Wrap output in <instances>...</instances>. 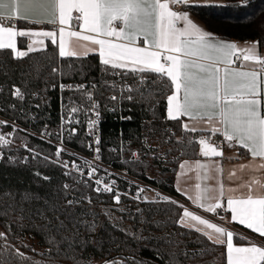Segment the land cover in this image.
Listing matches in <instances>:
<instances>
[{"label": "snow or ice", "instance_id": "1", "mask_svg": "<svg viewBox=\"0 0 264 264\" xmlns=\"http://www.w3.org/2000/svg\"><path fill=\"white\" fill-rule=\"evenodd\" d=\"M179 5L212 6L193 5L192 0H0V10H9L8 15L0 11V50H11L15 58H22L31 52L44 50L45 40H50L52 45L58 47L60 58L97 54L102 72L136 78L138 87H128V92H140L147 83L154 86V89L147 90V97H151L154 91L161 94L170 92L166 95V118L181 121L182 117H187L191 122L181 123L185 135L178 139V143H184L187 138L188 146L198 144L199 155L205 158L223 157L221 143H226L229 148L239 146L247 151L251 159L238 167L258 174L227 189L219 181L218 186L203 189L200 183H196L198 191L193 203L206 212L215 213L224 206L221 199L226 198L231 222H238L264 237V57L257 51L259 42L239 48L236 43L220 40L199 27L188 11L175 10V6ZM20 20L34 25L48 24L53 28L19 29L15 22ZM18 37L31 39L26 51L17 49ZM238 53L242 54V60ZM237 61L241 63L239 67H234ZM250 61L258 67L245 70L246 62ZM77 90L82 91L89 102L87 110L99 108V104L92 99V93L83 91V85L78 86ZM15 95L22 97L19 89H16ZM141 95L144 93L141 92ZM110 99L116 100L117 97L113 95ZM127 99L132 100L133 97L129 95ZM78 110L71 108L72 113ZM99 114V111H95L97 117ZM5 123L0 121V124ZM96 124V120L89 122L90 128H95ZM197 132L202 134L198 139L188 136V133ZM217 136H222L223 141L215 142L213 138ZM10 143L4 135H0V145ZM95 143L99 144L98 137ZM62 151V147L58 148L55 155L59 157ZM99 151L97 147L95 152ZM133 156H137V153H133ZM85 163L90 165L89 161ZM63 166L67 167V162ZM186 166L193 167L189 161H184L180 164L181 170ZM74 167L79 170L78 165ZM194 170L198 180H217L216 174L223 171L219 161L204 163L201 160L194 162ZM95 171V168H91L87 173L89 178ZM235 175V170H232L228 179ZM101 182L100 179L95 181L96 184ZM64 187L69 186L65 184ZM241 189L247 191L242 192ZM103 191L111 192L112 187L104 184ZM237 192L240 194L236 195ZM204 193H213L207 196L212 202L201 203L205 198ZM114 199L119 203L120 196L116 195ZM161 199L169 201L168 197ZM170 202L178 204L175 200ZM68 203L72 204L73 201ZM179 207L183 209L181 224L195 227L197 232L214 244H226L227 264H264V246L255 243L237 246L233 242L232 231L202 218L182 204ZM190 222H196L203 228ZM0 238L6 239L5 234L0 233ZM240 239L248 238L241 236ZM49 243L56 242L53 239ZM17 255L23 257V253ZM131 259L134 258H125ZM0 264L3 262L0 261ZM76 264L81 262L76 261ZM104 264L123 262L113 259L106 260Z\"/></svg>", "mask_w": 264, "mask_h": 264}, {"label": "trees", "instance_id": "2", "mask_svg": "<svg viewBox=\"0 0 264 264\" xmlns=\"http://www.w3.org/2000/svg\"><path fill=\"white\" fill-rule=\"evenodd\" d=\"M223 1L221 5L184 6L183 9L216 38L259 42L262 53L264 0ZM16 26L19 29L40 27L25 22H17ZM26 48L27 40L19 37L18 49ZM101 69L98 55L60 58L58 47L51 43L45 50L31 52L22 58H15L11 50H0V86L6 90L0 98L6 105L10 99L7 92L15 86L30 96L36 94L37 101L43 105L38 111L40 119L55 122L59 102L57 91L53 90L55 85L60 81L98 82L104 107L102 130L107 146L119 145L122 141L125 149L122 166L167 194L183 198L175 188L176 174L183 161L200 159V146H188L187 138L184 143L177 142L185 133L181 129L182 121L166 118V95L170 92L154 91L147 97V90L154 89L151 83L140 92H130L133 99L123 104L125 118L128 115L130 118L121 120L119 112L108 111L116 105L110 99L112 85L129 81L132 88H137L138 80L131 75L106 74ZM188 136L196 135L188 133ZM146 140L160 143L163 159L151 156V149L145 148ZM135 152L139 154L138 159L129 160ZM36 171L50 179H42ZM93 201L96 205L113 204L110 199L99 196H93ZM136 204L141 206L138 234L117 224H108L103 228V236L91 244L81 235L91 205H68L61 170L53 162L43 159L29 164L0 162V233L6 237L0 238V261L3 264H76V261L104 264L106 260L119 259L123 264H227L225 245L214 244L202 233L180 225L182 208L178 204L165 200ZM251 235L253 240L259 238L254 233ZM240 237H234L236 245L252 242ZM53 239L56 243H49ZM262 239L264 241V237ZM17 253H23V257ZM127 257L134 259L125 260Z\"/></svg>", "mask_w": 264, "mask_h": 264}, {"label": "built area", "instance_id": "3", "mask_svg": "<svg viewBox=\"0 0 264 264\" xmlns=\"http://www.w3.org/2000/svg\"><path fill=\"white\" fill-rule=\"evenodd\" d=\"M181 6V5H179ZM17 23V22H15ZM240 55V54H238ZM83 85L84 90L92 93L93 101L99 104V116L95 115V111L87 110L89 102L83 96L82 91L77 90L78 86ZM92 85H96L95 88ZM110 97L115 95L116 100L111 101L116 103L115 106L108 108V111L118 114L121 120L130 118L128 115L125 118L124 103L129 101L127 96L128 87H131L129 81L124 83H114ZM63 86V87H62ZM71 86V87H68ZM16 89L22 93V97L15 95ZM58 95L57 119L55 122H43L38 111L42 106L37 101V95H29L21 88L15 86L10 92V99L6 105L3 104L0 98V121L6 122L0 124V135H4L11 143L7 146L0 145V162H20L29 164L30 162L43 159L53 162L57 169L61 170V178L63 187L68 201H73L68 205H96L93 201V196H99L110 199L113 204L117 205H133L147 201H156L159 199H148L151 191L161 197L171 198L173 196L151 185L150 183L134 176L131 171L122 166L125 157L124 143L121 141L119 145H109L105 143L102 130L103 120V102L100 93V85L96 81H60L53 87ZM6 90L0 86V95L5 94ZM76 107L79 110L76 113L71 112V108ZM130 111V108H127ZM71 120L69 123L68 120ZM96 120L95 128H90L89 122ZM78 121V122H77ZM74 130V131H73ZM11 133V135H8ZM99 138V144L95 141ZM199 135L194 138H199ZM215 142H222L220 136L214 137ZM221 143L220 146H223ZM62 147L64 151L57 157L55 155L58 148ZM99 148V153L95 152ZM137 153V152H135ZM113 155V157H109ZM97 156L99 157L97 159ZM47 157V159H45ZM137 156L131 155V161L137 160ZM85 161H89L86 164ZM67 162V167L64 163ZM74 165L79 166L77 170ZM95 168L96 171L91 178L87 173ZM39 173V175H37ZM69 173V174H66ZM35 174L44 179V174L36 171ZM48 179H44L48 181ZM100 179L102 182L96 184L95 181ZM114 182V183H113ZM104 184H109L112 187L111 192L103 191ZM96 189H101L97 191ZM143 189L144 191H140ZM148 193V194H147ZM116 195L120 196V201L117 203L114 199ZM89 200L91 203H89ZM221 217L227 216L225 206L218 209ZM226 226V221L223 220Z\"/></svg>", "mask_w": 264, "mask_h": 264}, {"label": "crops", "instance_id": "4", "mask_svg": "<svg viewBox=\"0 0 264 264\" xmlns=\"http://www.w3.org/2000/svg\"><path fill=\"white\" fill-rule=\"evenodd\" d=\"M194 1L195 0H193L192 2H194ZM183 7H184L183 5L175 6V10L186 11L183 9ZM0 11H2L4 15L9 14L8 9H3ZM21 14L22 15L24 14L23 11ZM190 18L199 27H201L203 30L207 31L204 28V26H202V24L196 18H194L191 14H190ZM17 22H25V21L20 20ZM25 23H27V22H25ZM52 28H53L52 25L42 24V25H40L39 28H35V29L36 30H39V29L51 30ZM26 29H29V28H26ZM18 38H17V49H18ZM23 38H25L27 40V45L29 43H31V39H29L27 37H23ZM218 39L224 40L227 42L236 43L239 48L248 47L254 43L252 41L239 42V41L226 40V39H222V38H218ZM48 43H51V41L45 40L46 48H47ZM26 50H27V48L24 50H21V51H26ZM41 51H43V50H41ZM257 51L261 57H264V51L261 53L258 46H257ZM89 55H97V54H89ZM240 55H241V60H242V54H240ZM240 63H241V61H237L236 65H234V67H239ZM257 67L258 66L255 64V62L250 61V62H246L245 70H251V69H254ZM262 78H264V77H262ZM181 121L191 123L187 117H182ZM200 127H204V125H200ZM193 134L199 135V136L202 135L199 132L193 133ZM203 135L206 136V135H208V133H203ZM220 137H222V136H220ZM221 147L223 148V152H224L223 157L205 158V157H202L200 155V159H197V160H201L204 163H211L212 161H219L220 165L222 166L223 171L220 174H216L217 180H206V179L198 180L196 177V171L194 170V162L196 160H185V161H189L190 165H192L193 167L189 168L188 166H186V168L184 170H181L180 165H179V168H178V171L176 174V178H175V188H176L177 192L183 198L177 199V198L173 197V199L178 202V205L182 204L185 207H187L190 211H193L195 214L200 215L202 218L208 219V220H210V222L216 223L217 225L225 227L226 229L232 231L234 233V237L236 235L247 237L249 240H252L251 243H255L258 246H264V241H263L262 237L259 236L258 233H254L251 229L246 228V226H244V225H240L238 222H231V212L227 209L226 198L221 199V203L225 206V208L227 210V216L223 217V219H221V215H220L218 209L216 210L215 213H209V212L204 211V209L198 208L196 206V204L193 203V200H194V198L197 194V191H198L195 188L196 183H200L201 188L203 189V188H207V187H210L213 185H217V181H219V182H222L225 186V189H227V187H229V186L236 187L237 185H239V184L243 183L244 181H247L248 179H250L252 176L258 175L257 173H253V172L249 171V169H247V168H245L244 170H241L238 167V165H240V164H247L248 161L251 159L250 155L247 153V151L245 149H243L239 146L229 148L226 143H224V145ZM232 170H235L236 175L231 180H229L228 176ZM201 176L203 177V170H201ZM178 189H179V191H178ZM240 191L246 192L247 189H241ZM212 194L213 193H204L203 195L205 198L201 200V203L207 204V203L212 202V201L207 199V196L212 195ZM227 194L228 193L226 192V195ZM239 194H240L239 192L236 193V195H239ZM189 197H192V199H190ZM182 214H183V209H182ZM223 220L226 221V226L224 225ZM190 223L193 225H196V227L203 228V226L197 225L196 222H190ZM180 225L186 229H191V230L196 231L195 227H186L181 223H180ZM207 231L211 232V230H207ZM252 233L256 234V236H258L259 238L253 240L252 235H251ZM233 242H234V240H233ZM248 245L249 244L237 245V246H248ZM225 246H226V244H225Z\"/></svg>", "mask_w": 264, "mask_h": 264}, {"label": "rangeland", "instance_id": "5", "mask_svg": "<svg viewBox=\"0 0 264 264\" xmlns=\"http://www.w3.org/2000/svg\"><path fill=\"white\" fill-rule=\"evenodd\" d=\"M192 3L221 5L224 3V1L223 0H197V1L195 0ZM145 144H146L145 148L151 149V156L156 155L157 157H161V159H163L164 154H163V151L160 150L159 142H151L150 140H146ZM150 177L152 178L153 175L150 174ZM156 198L159 200H163L161 199V196H158L156 193L151 191L148 199H156ZM171 200H174L173 197L169 198V201ZM140 211H141V206L138 204H133L129 206L128 205H117V204L93 205L87 210V214H86L85 221H84V226L81 230V235L89 243L92 244L103 236V228L108 224H117L132 234H136V233L138 234V231L141 226Z\"/></svg>", "mask_w": 264, "mask_h": 264}]
</instances>
